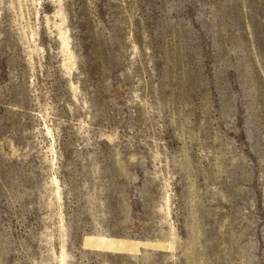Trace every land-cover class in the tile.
<instances>
[{
    "label": "rangeland",
    "instance_id": "obj_1",
    "mask_svg": "<svg viewBox=\"0 0 264 264\" xmlns=\"http://www.w3.org/2000/svg\"><path fill=\"white\" fill-rule=\"evenodd\" d=\"M0 264H264V0H0Z\"/></svg>",
    "mask_w": 264,
    "mask_h": 264
}]
</instances>
